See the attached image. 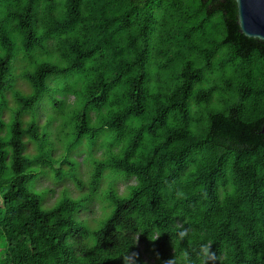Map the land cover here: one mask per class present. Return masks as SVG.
<instances>
[{
	"label": "trees",
	"instance_id": "trees-1",
	"mask_svg": "<svg viewBox=\"0 0 264 264\" xmlns=\"http://www.w3.org/2000/svg\"><path fill=\"white\" fill-rule=\"evenodd\" d=\"M236 15L234 0H0V264H264V44ZM85 140L89 194L45 206L29 181L50 168L81 187ZM105 176L92 229L77 215ZM117 176L134 183L119 193Z\"/></svg>",
	"mask_w": 264,
	"mask_h": 264
},
{
	"label": "rangeland",
	"instance_id": "rangeland-1",
	"mask_svg": "<svg viewBox=\"0 0 264 264\" xmlns=\"http://www.w3.org/2000/svg\"><path fill=\"white\" fill-rule=\"evenodd\" d=\"M16 85L22 90H28L26 83L22 79L17 78ZM7 98L9 100V103L12 105L13 100L11 95L7 94ZM67 99L69 100V102H71L73 100V96L68 95ZM4 117L5 119H8V113L5 112ZM56 124L57 122L54 123L53 126H55ZM103 140L104 138H102V136L99 137V142L94 146L92 151V156L94 158H102L106 155L107 149L105 148V145H103ZM61 142H59L58 140L54 141L55 156H65L66 150L62 146V144H64V141L61 140ZM91 148L92 146H90L88 141L85 140L81 145L76 147V149L70 155V158L74 159L79 164L78 174L81 177V181L84 182L81 187L77 186L74 179L68 176L64 177L62 180H57L54 177L53 170L50 168H45V174H39L34 180L29 181V186L34 188L38 193L41 194V198L43 199L45 206L49 207L54 203H57L61 198V194L65 190L67 192V195L73 198H80L85 196L86 194H89L90 191L88 188V181L90 175L89 172L91 170V163L89 161L88 153ZM26 151L28 153L34 152V147L32 143H28L26 145ZM92 160L93 158H91V161ZM78 164L75 163V171H77L78 169ZM55 165L57 166L58 164L56 163ZM62 167L66 169L67 166L65 164H62ZM108 172L109 171H106L105 174L107 175ZM110 180L111 179L108 176L103 177L99 184L96 194L91 197L87 207L80 209L77 215L79 219L86 221L92 229L93 227H96L97 221L103 216V213L105 211H108L109 209L108 202L104 196V192L108 189V186L110 185ZM132 183H134V179H130L129 181L125 182L121 179L120 176L115 177V179L113 180V186L119 193H124L126 186Z\"/></svg>",
	"mask_w": 264,
	"mask_h": 264
},
{
	"label": "water",
	"instance_id": "water-1",
	"mask_svg": "<svg viewBox=\"0 0 264 264\" xmlns=\"http://www.w3.org/2000/svg\"><path fill=\"white\" fill-rule=\"evenodd\" d=\"M237 8L236 24L246 37L264 44V0H234ZM264 134V123L261 128Z\"/></svg>",
	"mask_w": 264,
	"mask_h": 264
},
{
	"label": "clouds",
	"instance_id": "clouds-1",
	"mask_svg": "<svg viewBox=\"0 0 264 264\" xmlns=\"http://www.w3.org/2000/svg\"><path fill=\"white\" fill-rule=\"evenodd\" d=\"M181 235H183V233H181ZM202 253V259H214V255L209 252L207 247L202 248Z\"/></svg>",
	"mask_w": 264,
	"mask_h": 264
}]
</instances>
